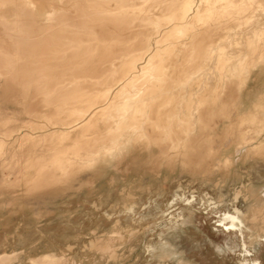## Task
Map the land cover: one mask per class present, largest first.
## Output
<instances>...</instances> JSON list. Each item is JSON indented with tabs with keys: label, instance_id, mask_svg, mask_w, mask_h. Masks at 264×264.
<instances>
[{
	"label": "rangeland",
	"instance_id": "374dc122",
	"mask_svg": "<svg viewBox=\"0 0 264 264\" xmlns=\"http://www.w3.org/2000/svg\"><path fill=\"white\" fill-rule=\"evenodd\" d=\"M108 1L142 46L53 102L19 37L76 1L0 0V264H264V0Z\"/></svg>",
	"mask_w": 264,
	"mask_h": 264
},
{
	"label": "bare ground",
	"instance_id": "6f19581e",
	"mask_svg": "<svg viewBox=\"0 0 264 264\" xmlns=\"http://www.w3.org/2000/svg\"><path fill=\"white\" fill-rule=\"evenodd\" d=\"M75 1V11L73 14L70 12L55 10L52 12L51 10V12L47 14L45 23L41 24L43 26L38 25L41 26L38 35L35 34L36 36L28 35L19 37V51L21 55L24 56L25 60L20 63L17 68L15 67V75L17 74L16 76L24 84H27L28 82H36L37 85L50 89L49 91H43V93H51L52 95L49 98V101L53 102L71 99L70 95L73 91L70 94L66 90H62L63 88L73 87L75 89L77 88V91L82 88H93L96 84L94 83V79H92L93 82L88 80V82L83 81V84L77 83L76 81L74 83V80L78 78H95L98 74L94 75L92 72L99 69L104 62L112 60L113 57L116 58L121 53L134 52L142 46V44L137 43L127 46L125 50L119 48L120 42H126L131 38V34L127 32L130 22L129 19L125 17V13L124 15H120L119 9L112 7V4H110L108 0ZM143 1L145 2V0ZM187 3L188 0H156L153 6L158 11L171 13L177 21L183 19L187 14V10L190 9L192 4ZM27 14L30 17L29 22H31V24L34 23V18L31 13L29 12ZM81 30L85 32L83 36L78 33ZM210 39V36H199L196 40L197 49L204 46V44ZM200 52L201 51L198 53ZM62 66H66L67 71L70 73L67 75H57L55 72L58 69H61ZM89 73H92L93 75ZM64 78H66V82H64ZM54 87L59 88V90H56ZM52 88L55 90H52ZM73 94L79 96L81 93L73 92ZM89 98L90 97H88L87 100L91 102ZM63 103H65V101ZM97 113L98 112L92 114L90 119ZM199 117L205 119L203 114H199ZM227 131L228 130H226V132ZM231 140L232 139H229L227 142L230 143ZM41 184L42 181L37 183V185ZM241 218L245 217L241 216Z\"/></svg>",
	"mask_w": 264,
	"mask_h": 264
}]
</instances>
